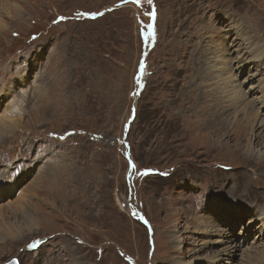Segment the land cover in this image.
Returning <instances> with one entry per match:
<instances>
[{
	"label": "rangeland",
	"instance_id": "obj_1",
	"mask_svg": "<svg viewBox=\"0 0 264 264\" xmlns=\"http://www.w3.org/2000/svg\"><path fill=\"white\" fill-rule=\"evenodd\" d=\"M0 26V227L42 220L0 234V264L264 256V144L225 97L257 106L264 69L222 67L264 45V0H0Z\"/></svg>",
	"mask_w": 264,
	"mask_h": 264
},
{
	"label": "bare ground",
	"instance_id": "obj_2",
	"mask_svg": "<svg viewBox=\"0 0 264 264\" xmlns=\"http://www.w3.org/2000/svg\"><path fill=\"white\" fill-rule=\"evenodd\" d=\"M257 11H255V13H256ZM239 17V16H238ZM229 19V18H228ZM221 25V24H220ZM6 30V28L4 27V26H0V31L2 32V31H5ZM264 32H262V34H263ZM245 41V40H244ZM242 42V45H245L244 46V52L246 53H248V55H250V58L248 59V58H246V57H243L241 60H239V63L237 64V62H235L234 64H232V62H230V61H228V62H226V63H224V66H222V67H225V70H226V67H230L228 70L231 72V74L233 73V70L235 71V72H242V71H244L247 67L248 68H252V67H255L256 68V66L254 65V63H259V66L260 67H262V69H264V56H262V54H264V45H261V47H259V48H257V46H256V43H254L253 45L251 44V42ZM245 43V44H244ZM251 49H252V51H251ZM251 52V53H250ZM244 53V54H245ZM242 52L240 51V53H238V56H241L242 57ZM246 55V54H245ZM247 55V56H248ZM259 66H257V67H259ZM260 70V69H259ZM262 72V71H261ZM220 74H222V75H224V74H226V72H220ZM219 74V75H220ZM262 73H257V69H256V71L252 74V75H250V78L249 79H254V81L253 82H255L256 83V89L257 90H259V92L263 95V97H262V99L261 100H259V102H257V106L256 105H254L253 104V102H251L250 100H248V98L245 96V93L243 92V95H244V98L243 99H245L246 101H248L249 103H247V104H245V103H242L241 101H240V98H241V96H240V94L237 92V91H235L236 92V94H235V96H232V94H233V91H234V89H233V86L235 85H231V86H229V85H226V86H228V88H229V91L226 93V98H229L230 99V101H233V100H236V102H233L232 104H231V108L235 111V113H238V112H240V114H242V116H243V118L242 119H244L245 120V123L247 124V125H249L250 127H251V129H252V133H256V131H259L255 136H254V140L256 139V138H258L259 139V141L261 140V142L264 144V117L262 116V117H260L259 116V112H258V110L256 109V108H259V111H260V113H262L263 115H264V80L263 81H260V78H263V74L261 75ZM222 77H224V76H222ZM234 77H235V75H234ZM248 79V78H247ZM224 80H226L227 82H228V84H232V81H231V77H227L226 79H224ZM235 82V81H234ZM226 86H224L223 85V87L222 88H224V87H226ZM238 86V85H237ZM236 89H238V88H236ZM240 89V88H239ZM44 96V95H43ZM234 97H236V98H234ZM242 103V108L241 109H239V107L240 106H238V107H236V105L238 104V103ZM254 106V107H253ZM249 107L251 108V109H254V110H247L246 111V109L248 108L249 109ZM2 125L3 126H5L7 129H1L2 128ZM13 127H14V124H12V125H9L8 123L6 124V122L5 121H2V122H0V137H4L3 136V134H5L6 136L8 135V134H10L11 133V131L13 130ZM235 133V136H241L243 133L242 132H240V133H238V132H234ZM252 135V134H251ZM252 140V139H251ZM249 151V153H250V155H251V150H248ZM259 153V152H258ZM256 154V157H253V159L254 160H256V161H260L261 159H263L264 158V156H263V154ZM263 156V157H262ZM260 159V160H259ZM21 181V180H20ZM9 187V186H8ZM261 190H263V187H261L260 188ZM8 191H11V190H8ZM39 192V191H38ZM44 192H45V190H44ZM34 193V192H33ZM31 194V193H30ZM37 197H38V199H33L31 202H34V203H36V202H38V200L39 199H41V197H40V195H38L37 194ZM48 197L50 198L51 196L50 195H48ZM29 205V204H28ZM30 206V205H29ZM33 207V205L31 204V208ZM238 207V206H237ZM224 209H225V207H224ZM10 213H14V214H19L21 217H23V218H27V219H31V221H30V223L29 224H25V225H16V224H9L8 225V229L9 230H4L3 228L1 229V227H0V234L1 233H4V232H12V233H20L22 230H25L26 232H30L31 230H33V228H34V230H36L37 228H38V226H41V224H40V222L39 221H42L41 220V217H40V213H39V211L36 209V208H34L33 210L31 209L30 210V207L29 208H27V207H25V208H23V207H21V206H19V205H14V206H10L8 209H7ZM257 210V209H256ZM255 210V211H256ZM226 213H225V215H229V214H231L230 212L231 211H226V210H224ZM260 212V211H259ZM262 216L264 217V211H262V213H260L258 216H257V220H260V218H262ZM256 219V218H255ZM264 219V218H263ZM36 220H37V222H36ZM263 221V220H262ZM33 224V225H32ZM263 226V225H262ZM244 229H245V232L243 231V234H249V233H247V228H245L244 227ZM210 234H212V233H210ZM210 234H208V235H210ZM21 237H22V235H21ZM22 239H23V237H22ZM22 239H18L17 240V242H19L20 240H22ZM217 239H218V236H217ZM221 240V239H220ZM219 240V241H220ZM225 241V240H224ZM226 243V242H225ZM214 245H217L219 248H222L223 249V253L221 254V252H217V253H214L213 255L212 254H208V255H206V257H205V259H211V260H213V262H215L216 264H217V261L220 259V258H222V255H233V254H229V253H235L236 251V245L237 244H235L234 245V242L232 241V242H227V246H225L226 244H224V243H222L221 241L220 242H218V243H216L215 242V244ZM219 250V249H218ZM217 250V251H218ZM229 251H232V252H229ZM262 255V254H261ZM263 256V255H262ZM247 257H248V255H247ZM250 257V256H249ZM248 257V258H249ZM195 258V260H197V261H200V262H202V261H204V258H202V259H197L198 257H194ZM264 260V256L263 257H261L258 261H257V263L256 264H262L260 261H263ZM212 262V263H213ZM224 262V261H223ZM230 262V261H229ZM231 263V262H230ZM204 264V263H203ZM264 264V263H263Z\"/></svg>",
	"mask_w": 264,
	"mask_h": 264
},
{
	"label": "water",
	"instance_id": "obj_3",
	"mask_svg": "<svg viewBox=\"0 0 264 264\" xmlns=\"http://www.w3.org/2000/svg\"><path fill=\"white\" fill-rule=\"evenodd\" d=\"M5 264H18L17 260L16 259H12L10 261H8L7 263Z\"/></svg>",
	"mask_w": 264,
	"mask_h": 264
}]
</instances>
